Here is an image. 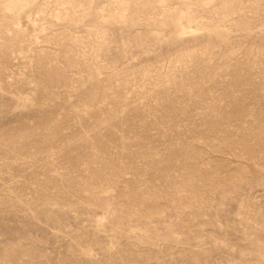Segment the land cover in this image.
Wrapping results in <instances>:
<instances>
[{"label": "rangeland", "instance_id": "1", "mask_svg": "<svg viewBox=\"0 0 264 264\" xmlns=\"http://www.w3.org/2000/svg\"><path fill=\"white\" fill-rule=\"evenodd\" d=\"M0 264H264V0H0Z\"/></svg>", "mask_w": 264, "mask_h": 264}]
</instances>
